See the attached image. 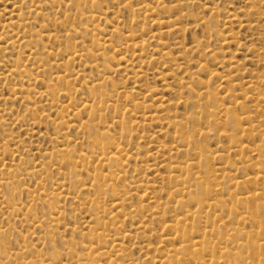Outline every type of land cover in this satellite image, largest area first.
<instances>
[{
  "label": "rangeland",
  "instance_id": "374dc122",
  "mask_svg": "<svg viewBox=\"0 0 264 264\" xmlns=\"http://www.w3.org/2000/svg\"><path fill=\"white\" fill-rule=\"evenodd\" d=\"M2 182L0 264H264V0H0Z\"/></svg>",
  "mask_w": 264,
  "mask_h": 264
},
{
  "label": "bare ground",
  "instance_id": "6f19581e",
  "mask_svg": "<svg viewBox=\"0 0 264 264\" xmlns=\"http://www.w3.org/2000/svg\"><path fill=\"white\" fill-rule=\"evenodd\" d=\"M79 4V3H78ZM77 4V5H78ZM11 25H15V22L14 21H11ZM9 23H8V26H10V27H12ZM9 30H11V29H9ZM108 64V63H107ZM139 73V72H138ZM101 93V92H100ZM103 95H104V93H103ZM100 96H102V95H100ZM100 96H98V97H100ZM103 97V96H102ZM98 99V98H97ZM101 102V101H100ZM106 104V103H105ZM234 123V122H233ZM239 123V122H238ZM94 138H95V140H94V142H96L97 144H98V146H99V148L102 150V153H104V151L106 150V141H104L105 140V138H104V140H102V138L104 137V135L102 134V133H100V132H97V133H95L94 135ZM185 137V136H184ZM180 138H182V137H180ZM94 144V143H93ZM113 149H114V147H113ZM101 152V151H100ZM100 152H98V153H100ZM70 153V152H69ZM101 153V154H102ZM106 153V152H105ZM104 153V154H105ZM103 155V154H102ZM82 156V155H81ZM65 158H67V157H65ZM64 158V160H66ZM69 161H70V158H67ZM109 159L111 160V159H116V156H114V155H109ZM67 162V161H66ZM71 162L74 164V159H72L71 160ZM67 164V163H66ZM30 172V171H29ZM21 173V172H20ZM27 174V173H26ZM7 176H8V174H7ZM18 176H21V175H18ZM5 177H6V174H5ZM107 178V177H106ZM11 179V178H10ZM10 179H6L5 180V184H6V186H10V184H13L14 183V181L13 180H10ZM102 175L101 174H99L98 176H97V179H96V182L94 183V185H96L97 186V188L99 189V190H101L102 189ZM1 180H3V179H1ZM19 180V179H18ZM21 181V180H20ZM105 182V181H104ZM1 184H3V182L2 183H0V185ZM17 184H19V183H16L15 185H17ZM4 193V192H3ZM101 193V192H100ZM4 199V198H3ZM2 202V201H1ZM1 204V203H0ZM11 207H14V205H10ZM5 208V207H4ZM12 212V211H11ZM1 228H3V227H1ZM1 231H4V230H0V232ZM243 244V243H242ZM115 247H117V246H115ZM88 248V247H87ZM120 249V248H119ZM1 252V258L2 257H7V256H9L8 254H6L4 251H0ZM74 252V251H73ZM91 254V253H90ZM92 257V256H91ZM90 257V255H89V257L88 258H86L85 256H84V258H82L83 259V263L82 264H86V259H88V261H90V264H92V258ZM6 259H8V258H6ZM81 259V258H80ZM85 260V261H84ZM77 261V260H76ZM78 263V262H77ZM88 264H89V262H88Z\"/></svg>",
  "mask_w": 264,
  "mask_h": 264
}]
</instances>
